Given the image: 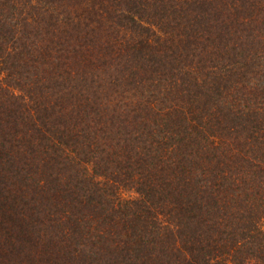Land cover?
<instances>
[{"label":"trees","instance_id":"16d2710c","mask_svg":"<svg viewBox=\"0 0 264 264\" xmlns=\"http://www.w3.org/2000/svg\"><path fill=\"white\" fill-rule=\"evenodd\" d=\"M0 264H264V0H0Z\"/></svg>","mask_w":264,"mask_h":264},{"label":"rangeland","instance_id":"374dc122","mask_svg":"<svg viewBox=\"0 0 264 264\" xmlns=\"http://www.w3.org/2000/svg\"><path fill=\"white\" fill-rule=\"evenodd\" d=\"M195 5L198 6L197 3H195ZM208 5H209V4H208ZM208 5H207V3H206V4H201V5H199V7H201V8H206ZM197 12H198V10H195L193 13H197Z\"/></svg>","mask_w":264,"mask_h":264}]
</instances>
